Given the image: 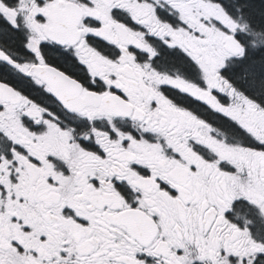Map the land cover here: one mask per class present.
Listing matches in <instances>:
<instances>
[{
	"label": "snow or ice",
	"instance_id": "obj_1",
	"mask_svg": "<svg viewBox=\"0 0 264 264\" xmlns=\"http://www.w3.org/2000/svg\"><path fill=\"white\" fill-rule=\"evenodd\" d=\"M0 264H264V0H0Z\"/></svg>",
	"mask_w": 264,
	"mask_h": 264
}]
</instances>
